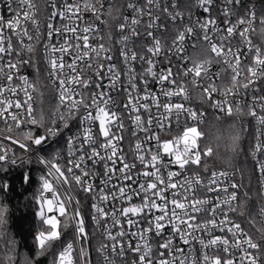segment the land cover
<instances>
[{"label": "snow or ice", "instance_id": "snow-or-ice-1", "mask_svg": "<svg viewBox=\"0 0 264 264\" xmlns=\"http://www.w3.org/2000/svg\"><path fill=\"white\" fill-rule=\"evenodd\" d=\"M44 81L58 103L37 111ZM209 114L232 121L215 148ZM0 123V171L46 170L33 199L47 228L19 264H93L97 237L96 264H264V5L0 0ZM61 139L63 164L62 148L41 155ZM8 245L0 264H17Z\"/></svg>", "mask_w": 264, "mask_h": 264}, {"label": "trees", "instance_id": "trees-1", "mask_svg": "<svg viewBox=\"0 0 264 264\" xmlns=\"http://www.w3.org/2000/svg\"><path fill=\"white\" fill-rule=\"evenodd\" d=\"M251 3H255L259 8L264 5V0H249ZM258 27V26H257ZM258 42V41H257ZM47 85L48 81H44ZM47 88V87H46ZM49 88V85H48ZM42 106L45 110L54 107L55 98L53 94L49 95L46 102H43ZM211 114L205 124L201 126L205 136L203 142L211 144L216 147V137H225V129L232 121H223L221 123L216 122ZM247 141H245V145ZM245 163L244 156L239 157L238 166H242ZM248 166L251 167V160L247 161ZM218 168L224 166L217 162ZM29 174V182H25L24 175ZM41 175L40 168L35 164H22L19 166H10L7 171H0V184L7 182L9 188L0 190V208H6L5 222L0 226V259L5 254V249L9 247L8 241L11 240L15 246V252L17 254V264H19V258L21 256H27L30 259H36V244L35 235L40 230H45L46 225H43L40 218L35 215L38 210V205L33 199V194L39 188V176ZM237 181H240V173H236ZM247 185V180L244 181ZM246 189H242L244 191ZM251 195V193H250ZM71 234V228L65 230ZM95 252V251H94ZM51 259L50 254H46L40 257L37 264H49Z\"/></svg>", "mask_w": 264, "mask_h": 264}, {"label": "built area", "instance_id": "built-area-1", "mask_svg": "<svg viewBox=\"0 0 264 264\" xmlns=\"http://www.w3.org/2000/svg\"><path fill=\"white\" fill-rule=\"evenodd\" d=\"M247 2H248V3H251L249 0H247ZM34 3L37 5L38 10H40V9H41V6H42V0H34ZM198 11L202 12V10H198ZM3 14H4L5 17L7 18V12H6V10L3 11ZM129 14H130V13H129ZM38 18H40V19L43 18V15H42V13H41L40 11H38ZM257 26H258V21H257ZM253 41H254V42H257V40H256L255 37H253ZM189 66H191V65H189ZM215 70H216V68L214 67V68H213V71H215ZM24 74L28 75L29 77H32V76H33V71H32L31 68H27V69H25ZM48 83H49V84H48V85H49V88H48V87H47V88L44 87L43 84L39 86V87H40V91L44 93V96H43V102H46V100H47V98L49 97V95H50V94H51V95L53 94V96H54V98H55V105H56V104L58 103V99H57L58 88H54V86H52V85L50 84V82H48ZM44 84H46V83L44 82ZM153 87H155V85H153ZM33 95H34V97L36 98L35 107L37 108V111H39V109H40L42 106L46 105V104L44 103V104L41 105V103H40V97H39L38 93H33ZM20 97H21V99H23V93L20 94ZM55 105H54V106H55ZM51 108H52V107H51ZM45 111H47V110H45ZM210 115H211V114H209V116H210ZM209 116H208V118H209ZM208 118H207V119H208ZM206 121H207V120H206ZM206 121H205V122H206ZM125 123L128 124V121L126 120ZM204 124H205V123H204ZM204 124H203V125H204ZM203 125H201V126H203ZM201 126H200V127H201ZM2 128H4V125H3L2 123H0V129H2ZM76 128H77V125H76L75 123H73L72 126H71V128H70L68 131L65 132V136L71 135L73 132L76 131ZM42 131H43V130L41 129V130H39L38 132H36V134H37V135L42 134ZM174 134H175V133H174ZM13 135H15V133H13ZM125 135H126V138H125V140L123 141V144L121 145V147L123 148V151H124L125 153L131 155V152H132V146H131L130 140L127 138V134H125ZM140 138L143 139V134H140ZM10 145H11V142H10V141L5 142V147H9ZM60 148L63 149V155H62V157H61V159H60L59 162H60L61 164H63V162H64V157H66V155H67V147H66V145L64 144L63 139H61L59 143L54 144L52 148H48L46 152L41 153V155H45V156H47L49 153L53 152L54 149H60ZM13 150L15 151L17 157H22V156L24 155L23 152H22L21 150H19L18 145H16V146L13 148ZM9 155H11V153H9ZM31 163L37 165V166L40 168V170H41V174H42L44 171H46V170L42 169V166H40L39 164H37V163L35 162V159H34V158L32 159V162H31ZM23 164H30V163H28V162L25 161ZM19 165H22L21 162H20V160H18V162H17V164H16L15 166H19ZM94 170H96V169H94ZM100 170H102V169H100ZM117 175H119V174H117ZM235 179H236V177H235ZM236 181H237V179H236ZM96 182L99 183L98 180H97ZM114 182H115V181H114ZM59 191L63 194V191H64V190H63V189H59ZM46 195H47V194H46ZM72 195H75V193H72ZM117 206H119V205H117ZM68 210H69V214H71V211H72L71 206H69V209H68ZM125 227L127 228L126 225H125ZM245 227H247V226L245 225ZM133 230H134V229H133ZM216 234H220V233L217 231ZM113 235H115V232H113ZM100 242H101V238L97 237V238H96L95 240H93V242H92V243H93V247H92L91 249H89L90 254H91L92 257H93V264H96V262L100 259L99 257L96 256V254H95V252H94L95 246H97ZM185 250H186V249H185Z\"/></svg>", "mask_w": 264, "mask_h": 264}, {"label": "rangeland", "instance_id": "rangeland-1", "mask_svg": "<svg viewBox=\"0 0 264 264\" xmlns=\"http://www.w3.org/2000/svg\"><path fill=\"white\" fill-rule=\"evenodd\" d=\"M38 208H39V206H38Z\"/></svg>", "mask_w": 264, "mask_h": 264}]
</instances>
